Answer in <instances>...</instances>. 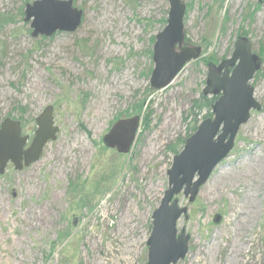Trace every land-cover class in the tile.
<instances>
[{"label":"rangeland","instance_id":"obj_1","mask_svg":"<svg viewBox=\"0 0 264 264\" xmlns=\"http://www.w3.org/2000/svg\"><path fill=\"white\" fill-rule=\"evenodd\" d=\"M182 1L186 45L202 53L156 91L153 39L166 27L169 0H74L82 25L47 39L31 36L25 0H0V124L18 120L33 138L36 118L53 106L60 129L39 162L20 172L10 164L0 175V264L147 263L152 214L176 156L171 149L181 152L195 117L200 125L209 112L195 109L209 65L231 57L241 32L254 54L264 51L259 0ZM261 58L251 84L262 111L252 112L196 201L178 197L188 215L177 228L190 238L178 264H264ZM146 98L151 110L136 109ZM136 116L131 152L106 148L112 126Z\"/></svg>","mask_w":264,"mask_h":264},{"label":"water","instance_id":"obj_2","mask_svg":"<svg viewBox=\"0 0 264 264\" xmlns=\"http://www.w3.org/2000/svg\"><path fill=\"white\" fill-rule=\"evenodd\" d=\"M259 3L264 4V0ZM169 5L166 27L157 34L153 47L150 86L156 91L168 88L186 65L198 60L202 53L200 48L189 49L186 45V5L182 0H169ZM24 15L34 39L75 33L83 21V12L74 7V0H36L26 5ZM262 66L261 57L252 52L246 37L236 42L230 58L209 65L203 94L218 98L212 106L213 117L199 125L173 159L167 173L168 189L152 214L146 264H178L188 255L190 238L185 231L179 234L177 228L179 220L188 215V208L180 207L178 197L183 195L190 204L196 201L216 168L233 151L241 127L249 122L252 112L262 110L251 84ZM53 113L54 107L49 106L36 118L37 129L31 142L30 136L23 134L20 121L6 118L1 123L0 175L6 173L9 164L20 172L41 160L45 147L56 141L60 132ZM140 125L141 116L117 121L103 138L104 146L129 154ZM214 221L220 223L221 216Z\"/></svg>","mask_w":264,"mask_h":264},{"label":"trees","instance_id":"obj_3","mask_svg":"<svg viewBox=\"0 0 264 264\" xmlns=\"http://www.w3.org/2000/svg\"><path fill=\"white\" fill-rule=\"evenodd\" d=\"M31 1L32 0H25V2H26L25 6ZM24 11H25V9H24ZM23 15H24V12H23ZM240 35H242L243 37H246V35H248V34L245 33V32H241ZM43 39H47V38H43ZM154 41H155V39H153V42ZM259 54H260L261 57L264 56V51L260 50ZM216 100H217V97H211V96H207V95L203 94L201 96L199 102H196V104L197 103H199V104L195 107V109L200 110V111H202L203 109H208L209 110V112L203 117V121L208 119V118H212L213 117L212 106L214 105ZM152 106H153V103H151V101H149V98H146L145 101H142V102L139 103V105H136V109L137 108H138V110H140V109L141 110H143V109L145 110L146 109V111H147V110H151ZM23 111H24V109H22V113H23ZM192 113H193V116L197 115V114H195V111H193ZM197 119L198 118L195 117L194 122H193L194 124H193V126H191L189 128V132H188L187 137L184 138V139H182V138L180 139V147H181V149H182V147H184L186 140L188 138H190L197 131L198 126H199V121ZM171 150L173 151L174 155H178L180 153L178 149L172 148Z\"/></svg>","mask_w":264,"mask_h":264}]
</instances>
